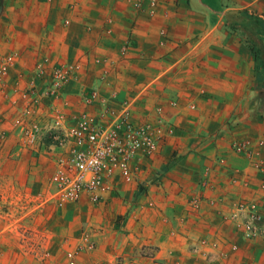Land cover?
I'll return each mask as SVG.
<instances>
[{"label": "crops", "instance_id": "0c3cea01", "mask_svg": "<svg viewBox=\"0 0 264 264\" xmlns=\"http://www.w3.org/2000/svg\"><path fill=\"white\" fill-rule=\"evenodd\" d=\"M1 11L18 56L0 77V264H68L84 228L95 247L75 264H194L195 223L225 219L241 197L264 209V148H234L264 135V0H4ZM40 61L73 68L52 106L66 130L83 115L114 124L124 105L150 129L157 148L132 183L116 178L96 203L49 198L55 156L19 147L20 120L49 112L23 99Z\"/></svg>", "mask_w": 264, "mask_h": 264}, {"label": "rangeland", "instance_id": "374dc122", "mask_svg": "<svg viewBox=\"0 0 264 264\" xmlns=\"http://www.w3.org/2000/svg\"><path fill=\"white\" fill-rule=\"evenodd\" d=\"M3 4L4 0H0V17L3 15L1 11ZM3 33L0 26V77L8 75L18 56L16 49L5 45V40H2L4 37L1 36ZM48 65L49 62L40 61L32 68L30 72L32 80L30 79L28 84L23 87V90H27L23 99L27 104V109L43 107L44 109L49 108V112L44 123L35 121L33 124L26 125V122L20 120L19 147L24 150L52 152L57 167L58 161H67L72 157L77 146L70 130L63 127V116L59 114L57 109H54L55 107H52L54 99L59 97L61 87L70 80V72L73 68L63 64ZM90 98H93V92L90 94ZM127 109H129L127 105H124L121 111ZM83 117L94 120L91 116L83 115L81 118ZM78 121L79 119L76 120V123ZM172 166H174V162L170 157L156 173L157 175L152 179L150 185L159 188L162 184L161 175L164 176L168 173ZM205 183L200 180V188ZM142 189L145 190L144 195H146L147 189L144 187L140 188L139 194L143 192ZM51 195L49 196L50 199ZM133 201H136V198ZM249 201L255 202L253 208L246 205ZM103 216H105V213H103ZM112 223L115 226L121 225L117 219L116 222L112 220ZM170 225L173 226V224ZM178 227L181 229L182 226L179 225ZM89 229L91 228H84L80 231L79 242H82L80 240L82 233ZM93 234L95 235L94 232ZM94 237L92 236L93 242ZM187 246V257H193L194 264H264V209L260 208L257 200L241 197L230 208L229 216L226 215L225 219L222 218V220L215 222L195 223L194 239L189 241ZM147 251V249L142 250L140 253L149 256ZM78 253L69 254L68 264H71V262L75 264V256ZM170 257L173 259V263H180L179 256L172 255Z\"/></svg>", "mask_w": 264, "mask_h": 264}, {"label": "built area", "instance_id": "2783aa9c", "mask_svg": "<svg viewBox=\"0 0 264 264\" xmlns=\"http://www.w3.org/2000/svg\"><path fill=\"white\" fill-rule=\"evenodd\" d=\"M147 1L152 10L159 2ZM70 134L75 138L76 149L69 160L58 161L50 178L53 186L51 199L58 208L76 203L82 196H86L92 203L98 202L112 192L116 178H121L127 184L132 183L139 163L151 158L157 148L150 129L130 120L129 109L123 110L115 123L108 126L100 125L98 120L80 118ZM254 140L235 141L234 148L237 152L246 154H250L252 142L259 148H264V135ZM257 169L264 172V159ZM246 205L253 208L255 202L249 201ZM92 234L91 229L83 232L80 237L82 242H79L70 255L93 250Z\"/></svg>", "mask_w": 264, "mask_h": 264}]
</instances>
